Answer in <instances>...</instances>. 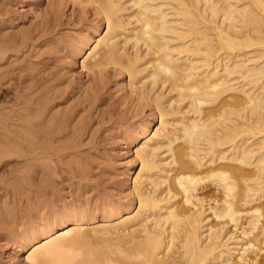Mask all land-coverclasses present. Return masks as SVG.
Returning <instances> with one entry per match:
<instances>
[{"label": "bare ground", "instance_id": "bare-ground-1", "mask_svg": "<svg viewBox=\"0 0 264 264\" xmlns=\"http://www.w3.org/2000/svg\"><path fill=\"white\" fill-rule=\"evenodd\" d=\"M68 3L94 32L66 46L91 50L79 89L49 61ZM35 4L0 0V239L36 224L6 248L35 247L30 264H264V0ZM119 75L130 95L113 98ZM147 117L161 123L132 197L107 201L122 183L91 131Z\"/></svg>", "mask_w": 264, "mask_h": 264}, {"label": "rangeland", "instance_id": "rangeland-1", "mask_svg": "<svg viewBox=\"0 0 264 264\" xmlns=\"http://www.w3.org/2000/svg\"><path fill=\"white\" fill-rule=\"evenodd\" d=\"M50 1L51 0H33V1L29 0V2H31L33 4V5H31V7H34L36 5L35 3H37L38 6L41 7V9L45 8L47 6L48 2H50ZM68 4L69 5L66 6V8L64 9L65 13H67V14H65L64 19H63L65 23H64L59 35L57 36V37H59V36L63 37L62 45H63V47L65 49L62 48V50H65V51L64 52L62 50L59 51L58 53L55 54L56 58H54L53 60H49V61H50V63H53V64H54V62L57 63V64H61V65L65 64L67 66L69 64V66L67 68L68 69L67 71L69 72V74H68L69 79L71 81L75 82L74 85H76L77 84L76 82L78 80H80V79H82V81H83L82 84H84V82L88 83V81L91 80L90 75H88L89 72L87 71V69H84L83 65H82L84 59H86V57L89 55L91 50L89 49L87 51V53H84L82 55V57H79V58L76 59L73 56L74 55L73 52L69 51V48H66V46L68 45V47H69L70 40L76 38L79 34L89 33L90 36H92V35H94V32L92 31L93 29H89V26H88L89 23L82 22L81 19H77V18H79L78 10L76 12V15L74 17L73 16L71 17V14H72V11L74 9V6L71 5V3H68ZM31 7H29V8H31ZM39 14H40V12H38V13L33 12V14L30 15V16L32 17V20H35V19L37 20ZM92 14L88 16L89 20H92V18H94ZM36 15H37V17H36ZM31 17H28V18H30V21H31ZM103 30H104V32H106V27L105 26L102 27V30L100 31V33ZM64 33H66V34H64ZM96 38L98 39L99 37H96ZM64 40L67 41L68 43L65 42ZM93 41H95V39ZM66 50H67V52H66ZM66 54H67L68 57L66 56ZM69 55H71V56H69ZM68 58H69V60H68ZM78 78H80V79H78ZM128 80H129V78H128L127 75H119L117 80L115 79L110 84L109 93L112 92V93H110L112 95V97L114 95L115 97L117 96L116 98H121L119 96L124 93V90H125V92L127 91L126 92V93H128L127 95H130L131 89L129 88L130 86H128L129 85L128 84L129 83ZM79 84L80 83H78L76 85L77 89L82 87V84H80V85ZM106 94H108V93H106ZM115 97H113V98H115ZM146 112H147L148 116L151 113L148 109L146 110ZM134 119L136 120L137 118H134ZM131 121H132V119H131ZM147 122H148V117H147V121L137 122L136 126L138 124H141V123L142 124L140 125L139 128H137L135 130H134V128H132V129L129 128L130 124L129 123H125L124 121H123V123L122 122L117 123V124L115 123V124L112 125V127H108L107 126L108 129H101V130L100 129H98V130L94 129V128L98 127L97 124H95L93 130L91 129L92 130L91 133L92 132H96L95 133L96 137H94V140H95V143L98 144L97 150L99 149L98 151L96 149L94 150L97 153V154L95 153V156L96 157L98 156L97 158H99L103 162L105 161L107 164H109V167L107 169L108 173H109V176H111V177L114 176L113 179H116L115 181L118 180V181H121V183H122L121 186L119 184H116V187L119 185V187H117L118 191H113V190H110V189L109 190L107 189L106 191H103V193L107 192L105 194H107L108 196L111 195L114 199L116 198L115 200H117L118 198H122L123 201H126L127 199H130L132 197V196L127 195V194H131L130 190L133 188L132 185H134L135 177H136V175H137V173H138V171L140 169V162H139V159L137 157V150L142 145L141 143L145 141L146 137L153 136L154 132L159 128V125L161 123L160 122V118L157 117L155 120H153L152 124L147 129V128H145V127L148 126ZM133 138H134V140L136 139L135 142H134ZM130 140L133 141V143ZM89 141H90V137H87V141L86 142H89ZM99 145H101V146H99ZM104 157H105V159H104ZM12 160H14V159H12ZM107 160H108L109 163L107 162ZM12 162H14V161H12ZM109 169H112V170H109ZM110 171H112V172H110ZM117 174H118V176H117ZM129 185H130V187H129ZM118 188H120V189H118ZM112 192H114V194ZM120 192H122V193H120ZM107 195H105L106 197L104 196L105 199H107V197H108ZM111 196L108 197L107 201L114 200ZM110 198H112V199H110ZM100 219H102V218L99 215H97L96 221H99ZM92 222H94V221H92ZM92 222H91V224H94ZM29 224L31 225V223H28V225ZM28 225L27 224L26 225H20L19 228L16 229V230H13L12 233H11V231H8L7 236L9 235V237H10V235H11V239L12 240L15 239V241H16V238H17V241H20L19 240L21 238L20 236H21L22 232L24 233V231H25L24 227H26L27 230H28V227H29ZM32 225L29 227V230L31 228H33V227H36V224L34 225L32 223ZM21 230H22V232H21ZM4 232L6 233V231H4ZM17 234L18 235L20 234V236H18ZM7 236L5 234H1V239H0V248H1L0 249V257H1L0 258V264H30V261L28 262L27 257L34 250L35 247H31L30 246V247L20 251L15 257V255H13L14 246H13V248L12 247L6 248V246H5V241H6V237ZM18 237H20V238H18ZM1 246H3V248ZM3 250L7 251L8 253H11V252L12 253L10 255L7 253L6 255H4L2 257V253L1 252Z\"/></svg>", "mask_w": 264, "mask_h": 264}]
</instances>
